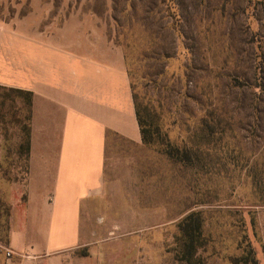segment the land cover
I'll list each match as a JSON object with an SVG mask.
<instances>
[{
  "label": "rangeland",
  "instance_id": "1",
  "mask_svg": "<svg viewBox=\"0 0 264 264\" xmlns=\"http://www.w3.org/2000/svg\"><path fill=\"white\" fill-rule=\"evenodd\" d=\"M44 3L49 24L83 12L106 29L162 140L111 152L108 192L84 212L73 264H264V0ZM29 11V0H0L4 24L27 28ZM28 114L25 95L0 90V264L25 200ZM165 144L199 166L164 155ZM191 213L202 242L187 261L177 239Z\"/></svg>",
  "mask_w": 264,
  "mask_h": 264
},
{
  "label": "crops",
  "instance_id": "2",
  "mask_svg": "<svg viewBox=\"0 0 264 264\" xmlns=\"http://www.w3.org/2000/svg\"><path fill=\"white\" fill-rule=\"evenodd\" d=\"M29 3L27 28L0 21V86L31 95L25 200L6 264H73L84 212L108 192L111 152L145 146L123 49L83 12L55 25L44 0Z\"/></svg>",
  "mask_w": 264,
  "mask_h": 264
},
{
  "label": "trees",
  "instance_id": "3",
  "mask_svg": "<svg viewBox=\"0 0 264 264\" xmlns=\"http://www.w3.org/2000/svg\"><path fill=\"white\" fill-rule=\"evenodd\" d=\"M131 86V84H130ZM0 90L4 92H10L20 95H25L27 97L28 102V120L30 118V103H31V95L28 92H24L21 90H15V89H7L0 86ZM132 90V88H131ZM133 94V92H132ZM7 97V96H5ZM134 99V105L136 109V115L138 124L140 127V133L142 137V142L144 145H157L159 144L160 136H158L157 127L152 126V122H149L147 119H145L142 116V108H140L139 104L137 103L136 96L133 94ZM154 127V128H153ZM153 128V129H152ZM156 135L158 138H155ZM161 140V139H160ZM28 141H29V127H27V138H26V146H25V155L27 159L28 154ZM162 141V140H161ZM160 147V152L164 155H167L168 157L183 162L187 165H196L199 166L198 162L199 160L195 158L194 160L191 158L189 154V150L186 149H179L173 146H170L169 144H165L164 147ZM202 227H203V221L198 213H191L187 215L179 224V237L177 241L179 242L181 246V253L186 258L187 261H191L194 254L197 252V249L199 248L200 240L202 242Z\"/></svg>",
  "mask_w": 264,
  "mask_h": 264
},
{
  "label": "built area",
  "instance_id": "4",
  "mask_svg": "<svg viewBox=\"0 0 264 264\" xmlns=\"http://www.w3.org/2000/svg\"><path fill=\"white\" fill-rule=\"evenodd\" d=\"M6 256L9 257L10 253L6 250Z\"/></svg>",
  "mask_w": 264,
  "mask_h": 264
}]
</instances>
